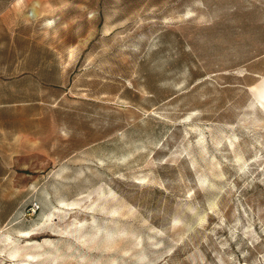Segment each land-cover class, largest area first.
Returning <instances> with one entry per match:
<instances>
[{"label":"rangeland","instance_id":"rangeland-1","mask_svg":"<svg viewBox=\"0 0 264 264\" xmlns=\"http://www.w3.org/2000/svg\"><path fill=\"white\" fill-rule=\"evenodd\" d=\"M1 27L36 82L2 112L0 264L9 238L29 264H264V0H0Z\"/></svg>","mask_w":264,"mask_h":264},{"label":"crops","instance_id":"crops-1","mask_svg":"<svg viewBox=\"0 0 264 264\" xmlns=\"http://www.w3.org/2000/svg\"><path fill=\"white\" fill-rule=\"evenodd\" d=\"M19 41L15 35L10 34L9 28H0V172L14 168V164L8 160L11 145L15 142L18 143V139H25L24 133L15 132L11 135L8 114H6V119H3V108L10 105V86L13 85L15 88H19L20 84L24 86L26 78L31 75H33V82H36L35 68L32 71L18 70L21 59L16 56L20 45ZM11 51L14 53L13 56ZM11 56L13 60H11ZM23 90L25 89L23 88Z\"/></svg>","mask_w":264,"mask_h":264},{"label":"bare ground","instance_id":"bare-ground-1","mask_svg":"<svg viewBox=\"0 0 264 264\" xmlns=\"http://www.w3.org/2000/svg\"><path fill=\"white\" fill-rule=\"evenodd\" d=\"M21 237H29L32 236L31 234L24 233L20 235ZM19 237V238H21ZM19 241V240H17ZM14 244V248L8 247L11 243H15L10 241V238L8 241L6 240V243H4L3 247H7V250L4 251L2 257H5L7 259V262H12V264H29V263H36L37 262V246H33L32 251H26L22 250L24 249L22 246H20V243Z\"/></svg>","mask_w":264,"mask_h":264},{"label":"built area","instance_id":"built-area-1","mask_svg":"<svg viewBox=\"0 0 264 264\" xmlns=\"http://www.w3.org/2000/svg\"><path fill=\"white\" fill-rule=\"evenodd\" d=\"M31 211H32V213H36V211H37V204L33 203L31 205Z\"/></svg>","mask_w":264,"mask_h":264}]
</instances>
